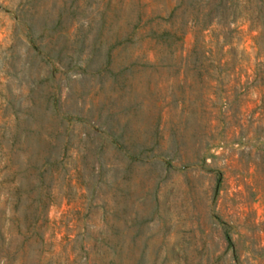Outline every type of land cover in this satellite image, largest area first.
<instances>
[{
    "label": "rangeland",
    "instance_id": "obj_1",
    "mask_svg": "<svg viewBox=\"0 0 264 264\" xmlns=\"http://www.w3.org/2000/svg\"><path fill=\"white\" fill-rule=\"evenodd\" d=\"M213 2L0 0V264H264V0Z\"/></svg>",
    "mask_w": 264,
    "mask_h": 264
},
{
    "label": "trees",
    "instance_id": "obj_2",
    "mask_svg": "<svg viewBox=\"0 0 264 264\" xmlns=\"http://www.w3.org/2000/svg\"><path fill=\"white\" fill-rule=\"evenodd\" d=\"M214 1L215 2H213L212 5L219 4L222 7V9L229 8L234 3V0H214ZM26 27H27V33H28V35H30L29 36L30 37L29 40H30V42H33L32 38H31V30H30V27L29 26H26ZM33 47L35 48V46H33ZM59 51H58V53H59ZM36 53L38 54L39 51L37 50ZM60 59H61L60 55L59 56L57 55L56 61L62 63ZM69 61H70V58H69ZM16 134L17 133L13 131L12 137H15ZM64 136H65L64 133H62V136L60 138H58L57 141L60 142V143H62V144H65L67 142V138H65ZM10 146H11V143H9L8 145H5L6 151L4 153L5 154V157L3 159L4 163L6 161H10L11 160ZM45 159L40 164L37 165V162H36L37 160L36 159H32L30 157V154H24L21 157V162H22V164L26 165L28 168L33 169V171H32L33 178L35 180L40 181V180H42L44 178L43 171L47 170L46 168H44L42 170L40 168L45 163V161H46ZM73 169L74 170H73L72 173H70V176L72 174L73 175L72 176V179L77 180L80 177V172H79L80 169H78L77 167H75V168L73 167ZM10 171L11 170L9 169V171L7 173H9ZM13 189H14L13 191L11 190L10 192H8V195L12 196V200H13L14 204H16L19 201V198H20V184H16L13 187ZM42 195H44V193H42L40 190H38V192H37V198H36V200L38 201V203H41V201L43 199L41 197Z\"/></svg>",
    "mask_w": 264,
    "mask_h": 264
}]
</instances>
